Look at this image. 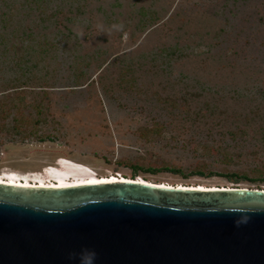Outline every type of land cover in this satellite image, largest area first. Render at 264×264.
Returning <instances> with one entry per match:
<instances>
[{"label":"rangeland","instance_id":"obj_1","mask_svg":"<svg viewBox=\"0 0 264 264\" xmlns=\"http://www.w3.org/2000/svg\"><path fill=\"white\" fill-rule=\"evenodd\" d=\"M59 164L264 189V0H0V176Z\"/></svg>","mask_w":264,"mask_h":264},{"label":"water","instance_id":"obj_2","mask_svg":"<svg viewBox=\"0 0 264 264\" xmlns=\"http://www.w3.org/2000/svg\"><path fill=\"white\" fill-rule=\"evenodd\" d=\"M89 251L93 264H264V189L0 184V264Z\"/></svg>","mask_w":264,"mask_h":264},{"label":"bare ground","instance_id":"obj_3","mask_svg":"<svg viewBox=\"0 0 264 264\" xmlns=\"http://www.w3.org/2000/svg\"><path fill=\"white\" fill-rule=\"evenodd\" d=\"M118 181H130V180H127L125 178H117V177L98 178L94 173L90 172L89 170L84 168H79L71 164H59V165H55V167L53 168L45 167L40 172L19 173V172H9L4 170L2 176H0V184L7 183L9 185H17L23 187H40V188L79 187L83 185L110 183V182H118ZM134 181L155 184L141 179H137ZM156 185L170 186L167 184H156ZM188 188H193V189L195 188L198 190L218 189V188H203V187H188ZM227 189H232V188H227ZM239 189H243V188H239Z\"/></svg>","mask_w":264,"mask_h":264},{"label":"clouds","instance_id":"obj_4","mask_svg":"<svg viewBox=\"0 0 264 264\" xmlns=\"http://www.w3.org/2000/svg\"><path fill=\"white\" fill-rule=\"evenodd\" d=\"M111 28L115 31H123L124 25L122 23L113 24ZM69 259H72V256H69ZM95 259V253L94 252H86L80 254V264H93V261Z\"/></svg>","mask_w":264,"mask_h":264},{"label":"trees","instance_id":"obj_5","mask_svg":"<svg viewBox=\"0 0 264 264\" xmlns=\"http://www.w3.org/2000/svg\"><path fill=\"white\" fill-rule=\"evenodd\" d=\"M131 180H134V179H131Z\"/></svg>","mask_w":264,"mask_h":264}]
</instances>
